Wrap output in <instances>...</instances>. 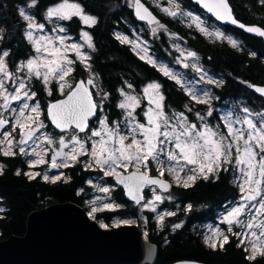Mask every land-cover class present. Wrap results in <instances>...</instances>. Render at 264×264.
<instances>
[{"label": "snow or ice", "instance_id": "obj_1", "mask_svg": "<svg viewBox=\"0 0 264 264\" xmlns=\"http://www.w3.org/2000/svg\"><path fill=\"white\" fill-rule=\"evenodd\" d=\"M196 2L217 20L264 37V29L247 26L234 16L229 0ZM39 3L40 0H29L27 7L35 8ZM260 3L264 4V0H260ZM168 5L161 8L167 15L187 17L191 21L189 26L194 24L205 36L226 39L233 48H238V41L219 30L209 31L201 17L190 11H183L177 0H168ZM129 6L135 9L139 20L147 21L150 26L155 25L151 28L153 35L159 29L167 31L166 26L160 23L141 0H129ZM19 15L25 22L24 37L32 46L34 55L10 66V50L0 51V156L21 155L28 158V171L17 169L16 176L23 174L29 181L40 177L46 183H67L71 178L66 177L59 169L83 163L86 170L99 169L104 176L113 177L118 184L124 186L126 195L141 206L142 211L148 209L157 213L158 226H163L166 217L176 215L174 211L157 212L158 203L171 199L170 195H162L163 192H169L173 185L191 188L200 179L219 180L222 172L232 171L233 183L239 192L238 200L229 202L231 206H226L220 219V223L227 226L226 229L210 226L203 237L204 243L214 251H223L231 238H235L236 246L246 254V260L251 262L257 256L264 257V112L254 113L248 107H242L243 115H235L233 118L229 114L224 118L225 130H221L218 124L211 125L205 116L196 112L197 119L201 121L198 125L190 121L185 111L172 110L170 113L167 110L166 97L161 91L163 86L159 82H149L137 93L134 85L125 81L126 88L117 89L122 99L116 104L123 111V120L110 121L107 115H98V111L104 112L109 93L104 92L101 96V91L97 90L95 96H101V99L99 102L95 99L93 90L98 87L96 74L91 72V56L84 51L85 48L93 52L96 50L93 37L82 29L80 39L84 43H67L71 37L61 35L67 29L55 23L77 17L91 28L98 24V17L86 13L84 7L75 0H60L47 7L44 12V20L49 24L55 23L51 29L52 34H49L45 32V23L38 22L36 16L25 8L19 9ZM3 32L0 29V41L6 38ZM116 38L121 43L134 44L133 51L140 49L136 52L140 59L174 81L189 97L190 102L209 105L206 115H213L208 91L198 93L195 90L196 82L184 81L168 65L158 64L147 55L146 47L130 41L127 36L117 33ZM174 47L180 52V57L198 59L194 51ZM250 55L255 57L256 53L252 52ZM184 59L177 58V63L184 68L191 67L200 74L201 81L218 87L223 83L211 78L205 79L206 74L202 68L196 64L189 65ZM77 62L89 71L87 80L73 82L72 74L76 71ZM33 79L44 84L49 96L52 95L49 85L55 80L60 94L65 96L64 99L47 105V119L62 133L58 140L43 131L47 125L41 119L44 112L36 99L37 93L31 86ZM242 83L264 95V86L246 81ZM66 88L68 91L65 94ZM29 101L34 103L30 104ZM13 102L18 103L19 107H13ZM184 108L188 113L193 111L188 104ZM141 115L143 120L138 118ZM93 117L96 118L98 127L90 124ZM121 124L124 125V130L121 129ZM81 157L88 159L82 161ZM150 163H155L156 175L151 174ZM42 165H48L47 170L43 173L34 171ZM5 167L0 162V176L4 175ZM129 168L135 171L125 175L124 172ZM165 174L171 177V181L164 178ZM88 183L91 185L92 181L89 180ZM96 187L104 193L110 190L108 187ZM145 188L151 191V199H146ZM91 204L93 206L88 216L92 219L97 218L98 212L115 211L122 207L114 203L95 206V201ZM185 211H192V205H187ZM141 219L147 223L146 218ZM135 223L134 219H117L111 227ZM182 226V223H177L173 225V229H180ZM99 227L109 229L110 226L101 220ZM234 228L239 231H234ZM143 236L147 241L148 233L144 232ZM148 254L151 255V248Z\"/></svg>", "mask_w": 264, "mask_h": 264}, {"label": "trees", "instance_id": "obj_2", "mask_svg": "<svg viewBox=\"0 0 264 264\" xmlns=\"http://www.w3.org/2000/svg\"><path fill=\"white\" fill-rule=\"evenodd\" d=\"M27 0H18L25 4ZM39 10L46 6L44 3L48 0H40ZM58 0H49L47 3ZM85 5L88 11L92 13H100L104 8V4L100 0H78ZM192 3L191 0H187ZM241 9L246 10L249 5L233 0ZM255 6L254 2L249 0ZM6 5V6H4ZM13 5H17L16 0H0V21L2 20L6 27L3 28L6 43L3 47L11 49L10 66L16 64L21 58L29 55L31 45L24 37L25 22L20 17L19 12L13 9ZM104 10V9H103ZM102 16V15H101ZM179 18H170L167 20L168 25L183 35H187L185 29L179 25ZM112 19H100L97 25L88 28L93 37V43L96 50L92 51L91 63L92 69L98 74L100 85L103 90L109 93V103L105 105L106 115L110 121L123 117V111L116 107L121 99L117 89L125 86V81L133 83L137 88L142 87L151 80H158L162 83L163 88L168 96L167 109L171 107L177 110L185 109V103L188 96L183 93L180 87L172 80L163 77L156 68L146 63L145 60L133 52L130 47L116 38V31H122V26H113ZM70 32L78 34L82 28L79 23L73 21L68 25ZM118 27V28H117ZM243 35V31H239ZM246 41L259 50V54L252 57L245 50L233 48L232 45H225L224 48L216 44H207L202 46L200 41L191 40L190 45L195 48L201 47L210 54H213L212 60H206L215 72H222L226 75V88L228 87L229 97L237 99L246 97L251 101H256L260 109H264L263 100L249 88L246 81L250 84L264 85V43L261 39L247 36ZM165 40H157L156 55L158 58H166L159 52L160 47ZM221 49V51H219ZM204 50V51H205ZM205 51V52H206ZM224 53V54H223ZM224 55V56H222ZM76 73L81 76L82 72L77 67ZM36 89L42 94L43 85L36 83ZM63 95L52 92L50 97L52 101ZM45 104V102H44ZM100 115V112H98ZM95 121V120H94ZM91 121V125L95 122ZM56 133H59L56 131ZM0 162L5 167L4 175L0 176V239L4 240L11 235H24L26 231V221L28 215L36 209L43 208L49 204L56 202L72 201L86 208L85 199L89 197L88 179L98 177L97 171L86 170L83 164H76L74 167L66 169L68 177L71 179L64 183L63 181L56 184L46 183L40 177L29 181L21 174L15 175L17 169L28 171L26 157L16 155L15 157L0 156ZM151 174L156 175V171L152 168ZM229 180V181H228ZM107 183L113 184L112 177L106 178ZM197 189L200 199L206 193H211L221 189L226 193L225 199L233 200L238 192L237 187L233 183V172L231 171L229 179L221 180L214 183L202 184ZM228 190H227V189ZM83 189V192H80ZM196 188L186 192V196L192 198L195 195ZM79 193V194H78ZM116 202L122 207L115 211L98 212L97 218L104 221H110L113 217H136L139 207L128 201L122 188L116 187L113 190ZM149 191L146 192V195ZM177 193L175 194L177 198ZM185 196V197H186ZM200 201V200H198ZM155 214L150 210L145 211L149 223L144 226L148 233V239L156 243L159 247L158 256L154 264H175L180 261H199L206 264H264V257L257 256L256 260L248 261L245 259V253L238 248L235 238H231V242L226 244L224 250H213L206 246L201 236V230L192 232L187 229H173L172 224L177 223V216L167 217L164 226H158ZM209 219V218H208ZM205 219V220H208ZM200 221V220H199ZM204 221V220H203Z\"/></svg>", "mask_w": 264, "mask_h": 264}, {"label": "water", "instance_id": "obj_3", "mask_svg": "<svg viewBox=\"0 0 264 264\" xmlns=\"http://www.w3.org/2000/svg\"><path fill=\"white\" fill-rule=\"evenodd\" d=\"M193 1L197 3L196 0ZM141 2L160 20L150 6L142 0ZM142 22L147 23V21ZM247 26L263 29L259 25ZM250 34L261 37L255 33ZM261 38L264 39V37ZM255 85L264 86L263 84ZM252 90L264 97L253 88ZM64 98L65 96L56 100ZM95 119L93 117L91 121ZM49 123L55 130L60 131L50 121ZM132 171L135 170L124 172V174L127 175ZM112 179L118 187L122 188L125 198L135 206H139L129 199L124 186L118 184L113 177ZM147 190L148 188L144 189L145 197ZM143 233V228L137 223L102 229L97 220L88 216L85 207L72 201L56 202L33 210L28 215L24 235H11L7 239H0V264H154L159 247L148 238L146 241ZM149 248H151L150 256ZM175 264L206 263L180 261Z\"/></svg>", "mask_w": 264, "mask_h": 264}, {"label": "flooded vegetation", "instance_id": "obj_4", "mask_svg": "<svg viewBox=\"0 0 264 264\" xmlns=\"http://www.w3.org/2000/svg\"><path fill=\"white\" fill-rule=\"evenodd\" d=\"M17 1L18 0H16L17 5H13V9L17 10L18 12H19V9L21 7H26V5H28V3H29V0H27L25 4H22V2H17ZM48 1H46L44 3L46 6L41 11L38 8L39 6H37L35 8H31V9L27 8V11H31L32 14H34L36 16L37 20L45 21L44 20V12H45L46 8L53 5V4L58 3L60 0L47 3ZM70 1H72V0H70ZM100 1L105 5L103 8L104 10L102 9V11H100V13H92V11L87 10V8L85 7L84 4H82V2L75 0V2L80 3L84 7V10L86 13L98 17L99 21H100V19L101 20L102 19L108 20L111 18L115 27L119 26V25L122 26V28H124L123 31H125L127 34L130 33V29L132 26H134V24L143 25V26L148 24L146 22L140 21L137 18V16L135 15L134 8L129 6V0H100ZM142 1L144 3H146L148 6H150L153 9V11L159 16V18H160L159 21L161 24L168 26L171 30L176 32L180 36V39H181L183 45L187 46L189 49H191V51H194L197 54L198 60L200 61L202 66L214 74L215 71L212 69L211 65H209L208 62H206V60H212L213 54H210V52H207L205 49H202L201 47H198V48L193 47L189 43L190 39L193 41L194 40L200 41L202 43V46H204V47H207V44H216L217 43L219 46L224 48L225 45H230L228 43V41L226 39L221 40V39H216L214 37L205 36L195 27L194 24H192V26H189V24H187V22L184 19H181V20H179V25L182 26V28L185 29V31L187 32V35L185 36L182 33H180L179 31L174 30L173 28H171L168 25L167 20H169L170 18H173V17L163 14L156 7L149 4V1H147V0H142ZM251 1L254 2L255 6H251L252 4L249 2V0H238V2L245 3V6L249 5L246 10L238 7V5L236 3H234L233 0H229V3L232 6L234 16L240 22L247 24V25H259L260 27H262L264 29V4H261L260 0H251ZM177 2L180 4V6L182 8L189 10V11H192L198 15H201L202 17H205L206 20H209L210 21V25H209L210 28H208L209 30H212L213 25H215L219 29V31H221L225 34V36H231L233 39L238 41V49L245 50L247 48V53L249 55L252 52H255L256 55L260 53L256 47H254L253 45L249 44L246 41V38H248L247 36L256 37L258 39H261L262 42L264 43L263 38L251 35L250 33L246 32L244 29H241L239 27H233V26L228 25V24L220 23L215 18L210 16L207 11H205L203 8H201L200 5L195 3L193 0H191L192 3H188L187 0H177ZM235 2H236V0H235ZM4 6H6V5H4ZM73 21H76L81 26L84 25L79 20V18H77V17H73L71 20H68V21H62V24H64L67 27L69 32H70V29H69L68 25H69V23H71ZM6 26H7V24H5L1 20L0 21V28H4ZM84 26H86V25H84ZM239 31H243L244 34L243 35L239 34ZM5 43H6V38L3 40V44H5ZM124 44L128 45L130 47V49L133 51V48L129 45V43H124ZM171 47L172 46L170 45V43L165 40L162 47L159 46L158 49H160L159 52H161L162 56L167 57L168 53L173 51V49ZM6 49L10 50V52H11L10 48L6 47ZM156 50H157V45H156V42H154L153 45L151 46V52L153 54H156ZM219 51H221V49ZM222 56H224V55H222ZM8 59L10 60V57ZM22 59H24V58L18 59L16 61V63L18 61H21ZM75 67H76V71H77V67H79L80 71L82 72L81 76H79L76 73V71L74 72V75H75V77H77V80L84 79L83 76L85 74V70H84L85 68L79 62L76 64ZM215 73L218 77V82H220V81L223 82L219 87L216 86V84H208V83H203V82L201 83V85L202 86L206 85L210 89V94H211V100L209 101L210 105L213 107H219V106L226 105V103H228L230 97H229V93H228V87L225 90L226 79H227L226 75L222 72H215ZM163 77H165V76H163ZM159 83L162 85V83L160 81H159ZM52 85H53V91L52 92L55 91L57 94H59L57 92V90L55 89V82ZM143 86L137 88L134 85L135 89H138L139 91H141ZM162 91L166 97V104L171 105V103L168 102V96H167L163 87H162ZM183 93H184V91H183ZM63 96H61V97H63ZM258 96L264 102V97H262L260 95H258ZM242 100H244L248 105H250L252 107L258 108L257 106H259L256 104V101H251L248 98H246L245 96L242 97ZM108 103H109V101H108ZM185 104L197 105V106H202V107H208L209 106V105H203V104H194V103L190 102L189 97H188V100L186 101ZM55 131H57V130H55ZM57 132H60V131H57ZM38 170H40V168ZM230 173H231V171L222 172L220 174L219 180H213L212 178H210L208 181H204L203 179H200L197 181L195 186L188 188V189H185L183 187L176 186V185L172 186V188L170 189V192H172L173 194H176V193L178 194L177 195V201H176L178 208L175 209V213H176L175 216H177V218H178L177 223H182V225H183L178 230L187 229V230L192 231V232L193 231L197 232V231L201 230L200 234L203 238L204 237L203 232H204V230H206V229H204V227H205L204 225L206 223L207 224L210 223L212 226H216V227L218 226L219 228L226 229L227 226L224 224H221L220 219H221L222 215L225 213L226 206H231L229 204V202L230 201L234 202V201L238 200L239 192H237L236 197L233 200L225 199V197H226V193L224 192L225 189H224V191H221V189H218L217 191H213L210 194L206 193V195H203L200 199L199 197H197L198 196L197 189L200 188L199 187L200 185L203 186L202 184L214 183V182H218L221 180L229 179ZM164 178H167L171 181L170 176H168L167 174H165ZM195 188H196L195 195L192 198H190L189 196H186L187 195L186 192H188L190 190L192 191ZM198 200H200V201H198ZM189 204L192 205V211H190V212L185 211L187 205H189ZM205 219H208V220H205ZM214 224H216V225H214ZM234 229H236V228H234Z\"/></svg>", "mask_w": 264, "mask_h": 264}, {"label": "rangeland", "instance_id": "obj_5", "mask_svg": "<svg viewBox=\"0 0 264 264\" xmlns=\"http://www.w3.org/2000/svg\"><path fill=\"white\" fill-rule=\"evenodd\" d=\"M147 1H149V4H151L152 6L156 7L160 12H162L165 15H167L165 12H163L161 10V8L162 7H168L169 6L168 5V0H147ZM70 2H72V1H70ZM23 8H25V10L27 11V8L28 7L26 5V7H23ZM181 9L183 11H189V10H186V9H184L182 7H181ZM27 12L32 13L31 11H27ZM190 12L193 13L194 15H197V16L201 17V19L205 21V26L207 28H210V26H209L210 25V21L209 20H206L205 17H202L201 15H198V14L192 12V11H190ZM167 16H169V15H167ZM173 18L174 19L175 18H179L180 20L181 19H184L187 22V24H190L191 23V21H190L189 18L180 16V15H178L177 17H173ZM37 21L38 22L45 23V25H46L45 32H47L49 34H52L51 33V29L55 26V23H59L60 25H62L63 27H65L67 29V27L64 24H62V21H57V22H55L53 24H49L47 21H40V20H37ZM147 25L143 26V25L134 24V26H132L131 29H130V33L127 34L125 31L122 30V31H116V34L119 33L121 36H127L130 41H134L136 44H140L142 47H146L148 49L147 55L148 56H151L153 59H155L158 64H166V65H168V67L171 68L177 75H179L180 77H182L184 81H188V82H193L194 81V82H196V84H195V90L198 93L206 90V91H208L209 96L211 97L209 87H207L206 85L205 86H202L201 85L202 82L203 83H206V82L200 80V74H198L196 71H194L191 67L184 68L182 66V64L177 63V58H181V59H184V58L180 57V52L176 50V47H174V45L175 46H179V48L181 50L191 51V49H189L187 46L183 45V43H182V41L180 39V36L176 32H174L173 30H171L166 25L165 26H166L167 31H165L163 29H159L157 31V33L155 35H153L152 34V31H151V28L154 27L155 25H152V26H150L149 24H147ZM0 29H3V28H0ZM82 29L84 31H88L89 32L87 26L82 25V28L80 29V31L78 32V34H73V33L69 32V30L67 29V32L66 33H61V35H67V36H70L71 37V40L67 41V43H72V42L84 43V41L80 39V33H81V30ZM213 30H219V29L215 25H213V29L212 30H209V31H213ZM172 34H175V35H172ZM3 35H4V32H3ZM90 35H91V33H90ZM163 39L166 40V41H168L170 43V45L172 46L171 48L173 49V51L172 52H169L168 53V56L166 58H162L161 59V58H158L156 54H153L151 52V46L157 40H161L162 41ZM129 45L132 48L134 47V44H132V43H129ZM2 50H8V49H6V47H3V41H0V51H2ZM84 51L88 52L89 55L92 56V50L91 49L85 48ZM137 51H140V49H137L134 52H137ZM31 55H34V51H33L32 46H31V49L29 50V55L26 58L22 59L21 61L26 60ZM141 55H143V53H141ZM73 57H74V54H73ZM18 62H20V61H18ZM89 62L91 63V60ZM184 62L185 63H188L189 65L196 64L197 66H199L200 68H202L203 69V73L206 74L205 79L211 78L213 80L218 81V77H217L216 73L214 72V74H213L208 69L204 68L202 66V64L200 63V61L197 58H187V59H184ZM91 65H92V63H91ZM82 66L85 68L84 65H82ZM91 72H93V73L96 74V83H97V86H98L97 89H94L93 90L94 96H95V92L97 90L101 91V96H102V94L105 91L103 90V88L100 85L99 76H98V74L92 68H91ZM89 75H90L89 71H86L85 70V74H84L83 78L86 80V79L89 78ZM72 79H73V82H75L77 80V77H75L74 73L72 74ZM152 81L159 82L158 80H151L149 82H152ZM37 82L40 85H43L42 94H39L38 91H37V89H36V87H35ZM54 82H55V89L60 94V92L58 90V85H57V83H56L55 80H53L50 83L49 87L53 91V85L52 84ZM149 82H147V83H149ZM31 86H32L33 90L36 91V93H37L36 99L39 100L40 105H41V109L44 112V115L41 116V119L44 120V123L47 125V128L43 129V131L47 132L54 139H57L58 140L59 136L62 133H60V132L59 133H56L55 129L50 125V123H49V121L47 119V116H46V113H47V105L50 102H52V100L50 98L52 95L51 96L48 95L47 90H45L44 84L41 83L40 81H37V80L33 79ZM67 91H68V89L66 88L65 89V94H66ZM128 91H130V90H128ZM161 91H162V89H161ZM136 92L137 93H140L141 91H139L138 89H136ZM101 96H95L97 102L100 101ZM121 99H122V97H121ZM108 101L109 100L105 101V105L108 103ZM44 102H45V104H44ZM0 103H2V101H0ZM29 103L30 104L31 103H34V101H29ZM188 105L193 108V111L191 113L186 112L185 109H183V110H177V109H175L173 107H171L170 109H167V110L170 113H171L172 110H175V111H185V114L188 115L190 121L191 122H194V123H197L198 125L201 123V121H199L197 119L195 113L196 112H200V114L202 116H205V119L207 120L208 123H210L211 125H217V124L220 125L221 130H225L224 129V122H225L224 118L226 116H228L229 114H231L233 116V118H234L235 115H243V113L241 111L242 107H245L246 106V107H248L254 113L255 112H264L263 109L261 110L259 108L252 107V106L248 105L244 100H242V97L237 98V99L230 98L229 101H228V103H226V105H224V106H219V107H213V106H211L212 111H213V115L211 117H208L206 115L209 106L208 107H202V106L191 105V104H188ZM13 107H19V104L16 103V102H13ZM137 111H140V110L138 109ZM100 115H106L105 109H104V112L103 113H100ZM138 118L141 119V120H143L142 115L140 117H138ZM122 120H123V117H121L120 119H117V120H113V121H122ZM94 122H95V125H93L92 127H98V123H97V120L96 119H95ZM121 129L124 130V125L123 124H121ZM83 135L84 134L82 133L81 136L83 137ZM42 147H46V145H42ZM27 159L28 158H26V160ZM87 159H88L87 157H81V160L82 161H87ZM39 168H40V170H38ZM39 168L34 169V171H40L41 173H43V171L47 170L48 165H42ZM150 168H151V170H152V168L155 170L156 169L155 163H150ZM66 169H59V171L63 172L65 174V176L68 177V175L66 173ZM131 170H135V169L129 168L126 172H129ZM95 171H97V174L96 175H98V177L96 179H94L93 177L88 179V181L89 180L92 181V184L91 185L88 183V185L91 186V188L88 190V192L90 194H89V197H87V199H85V204H86V207H87V211L88 212L90 211L91 206H93L91 204L92 201H95V206H100L103 203H114V204H118L116 202L115 196L113 194V190L116 187H118L117 184L114 181H113L114 182L113 184L107 183V181H106V178L107 177L104 176L103 172H101L99 169H95ZM49 174L51 175L53 173H49ZM96 186H99V187H108L110 190H109L108 193H104V192L99 191L98 190V187H96ZM148 191H149V194L146 195V199H151L152 193H151L150 190H148ZM162 195H164L165 197H167V196L170 195L171 196V199L170 200L166 199L164 201V203H162V204L158 203L157 212H164V211H174L175 212V209L178 208V205L176 204L177 198H176L175 194H173L172 192L169 191V192H163ZM137 207H139V209H138V215L136 217H118V216H115L110 221H104V220H102V221L104 223L108 224L110 226L109 228H111V225L117 219H134V220H136V223L143 228L144 232H147V231H145L144 226L149 223L147 217L145 216V211L148 210V209H143V211H142L141 210V206H137ZM97 214H96V216H97ZM154 214H155L154 216L156 218L157 213H154ZM141 217L146 218L147 223H145L144 220L141 219ZM95 220H97L98 223H99V221H101L99 218H96ZM166 221H167V217L165 218L164 224L166 223ZM164 224H163V226H164ZM173 225L174 224H172V228H173ZM214 225H216V224H214ZM204 226H205L204 229H206V230H204L203 235H205V233L208 232L210 226L211 227H216V226H212L210 223H208V224L206 223ZM236 230L239 231V229H234V231H236Z\"/></svg>", "mask_w": 264, "mask_h": 264}]
</instances>
